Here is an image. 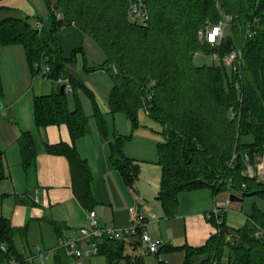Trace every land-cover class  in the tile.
I'll return each instance as SVG.
<instances>
[{
  "label": "trees",
  "instance_id": "16d2710c",
  "mask_svg": "<svg viewBox=\"0 0 264 264\" xmlns=\"http://www.w3.org/2000/svg\"><path fill=\"white\" fill-rule=\"evenodd\" d=\"M45 1L51 18L48 31L38 17L0 18V47L21 45L32 74L43 72L52 82L66 80L72 89V108L68 94L59 90L33 98L36 128L64 124L73 142L86 136L89 117L79 98L81 92L90 102L100 139L108 144L111 165L124 185L133 190L139 165L124 152L131 134L114 132L112 140L108 139V126L93 93L70 69L73 57L62 55L58 30L73 25L105 56L101 65L91 68L84 58L83 67L85 72L104 70L110 76L111 114H124L134 131L143 110L163 128L164 140L157 146L161 176L155 199L166 218L175 216L181 192L209 189L215 196L232 191L243 197L264 198V184L241 176L243 153L253 162L264 146V0H141L148 10L145 23L130 17L131 0ZM219 21H228V26L221 42L211 45L199 33ZM239 32L244 34L238 47L242 63L232 72L222 59L238 49L234 45ZM197 52L217 58L218 64L196 66L193 57ZM44 66L49 72L44 73ZM2 93L0 77V102ZM246 137L252 138L251 143H242ZM17 144L21 165L27 170L35 161L39 140L34 133L23 132ZM44 148L50 155L66 158L73 195L83 209L92 210V172L75 145L58 143ZM3 155L0 148V182L5 178ZM263 218L264 214L255 212L236 230L225 226L224 215L220 224L211 220L217 232L200 247H184L182 264H194L195 256L203 257L199 264H223L224 258L226 264H264V240L253 236L256 226L263 228ZM50 222L57 232L64 227ZM17 234L24 235V230L0 216V264H30L13 246ZM141 246L138 238L127 242L105 239L97 255L104 256L106 264H146L145 257L150 254L136 252ZM172 250L164 245L159 254ZM66 259L64 251L58 252L54 264H67ZM158 264L167 263L158 260Z\"/></svg>",
  "mask_w": 264,
  "mask_h": 264
},
{
  "label": "crops",
  "instance_id": "0c3cea01",
  "mask_svg": "<svg viewBox=\"0 0 264 264\" xmlns=\"http://www.w3.org/2000/svg\"><path fill=\"white\" fill-rule=\"evenodd\" d=\"M0 8V18L6 15L38 17L43 21L44 30L48 31L51 28V18L45 0H1ZM57 34L63 57L66 59L73 57L74 61L69 65L70 69L80 75L85 86L94 95L108 126V139L112 140L111 121L114 125L119 124V131L114 132L131 134L130 141L125 144L124 152L128 158L138 163L139 175L133 190L124 185L119 173L109 161L108 144L100 139L95 121H89V133L74 142L64 124L36 128L33 98L59 90L62 84L51 80L43 81L39 78L32 79V83H30L31 77L28 76V70L26 71L27 63L21 46L0 47V66L2 59L4 60L3 71L8 67V70L14 74L18 69L22 72L24 80L28 81L25 84L27 85L25 91L21 92L19 89L16 98L8 103V107L7 103L5 105L1 100V109L7 107V115L12 118V122H8L9 129H2L0 126V148L4 152L5 170V178L0 182V216L8 218L14 228L24 230V235L17 234L13 238L16 252L30 264H54L55 255L63 251L58 249L60 240L72 236L87 224L86 210L80 206L72 192L68 161L63 156L48 154L44 148V145L66 143L74 144L79 155L86 160L90 167L93 176L91 192L94 204L92 210L99 221L103 225L116 229L128 228L130 226V211L137 207L147 219L146 231L151 239L161 238L163 242L165 241V245L173 247L169 253L176 252L178 254L174 262L180 260L182 263L185 254L184 247H200L212 234L217 232V228L210 220L206 219L205 215L212 210L214 205L224 201L227 194L221 193L215 196L209 189L179 193L175 216L169 221L176 222L175 226L179 227V230L177 233L175 231L173 234H166L164 224L167 222L161 223L163 216L160 204L155 199L159 191L161 176V169L157 163L158 157L153 159L154 162L150 161L155 164V167H151V174L142 175V170L147 166L140 163H148L147 158L141 159L139 154L131 150L135 144L133 141L140 131L131 130L129 133L124 125L126 124L124 115L120 112L111 114L109 96L113 82L110 76L104 70L84 71V58L89 68L101 65L104 60L101 62V58H99L101 56L89 60V56L86 55L88 49H92L94 45L90 43L91 39L88 36L82 35L73 25L59 28ZM34 83H37L36 88ZM29 95L30 97H28ZM81 96L79 95V98L83 109L86 106L91 108L88 99H83ZM68 97L70 99L69 106L72 108L70 93ZM86 114H88V110H86ZM91 118L92 115L89 119ZM23 132L34 133L39 140L35 161L27 170L23 169L21 165L20 148L17 144V140ZM241 203L229 204L228 210L224 213V222L227 228L236 230L246 224L248 217L244 219L242 225L241 223L236 224V218L241 212ZM152 219L160 220L157 222L158 234L152 227L153 225H149ZM50 221L60 222L64 227L57 232ZM236 225L241 226L237 227ZM132 239L135 237L129 240ZM143 250L145 249L141 246V249L136 252ZM172 256L170 255V257ZM202 259V256H195L193 262L199 264ZM66 263L72 264L69 259H66Z\"/></svg>",
  "mask_w": 264,
  "mask_h": 264
},
{
  "label": "rangeland",
  "instance_id": "374dc122",
  "mask_svg": "<svg viewBox=\"0 0 264 264\" xmlns=\"http://www.w3.org/2000/svg\"><path fill=\"white\" fill-rule=\"evenodd\" d=\"M48 30H50V29H48ZM243 36H244V34H243ZM243 36H242V33L239 32V40L234 46H237V48H238L241 45V41H242L241 39H243L242 38ZM90 43L94 46H92V49H90V48H89L90 50L88 49L89 55L87 54L86 56H89V60H93V58L98 57V56H101V57H99V58H101V62L103 60H105V56H104L102 50H100V48L93 41L90 40ZM19 46H21V45H19ZM21 49L24 52V49L22 46H21ZM24 56H25V53H24ZM193 63L198 67H210L213 65H217L218 61H217V58H215L213 56H210V55L206 56L205 54H203L201 52H197L193 57ZM26 65H27L26 71L28 70L27 71L28 76L31 77L30 83H32V79H35V78L42 79L43 81L44 80L49 81V79L43 77V72H41L40 74H37V75L32 74L28 64H26ZM90 65H91V62H90ZM3 66H4V60L2 59V64L0 66V70H1L0 71L1 72L0 77H1V83H2V92H3L2 94H3V96L1 98V100L3 101V104L6 105V103H7L6 106L8 107V103H10L12 100H14L16 98V96L18 94L17 92L19 89H21V92L25 91V88L27 87V85H25V84H26V82L28 83V81L24 80L23 74L20 70L17 69L16 73L13 74L8 70V67H7V69H4V71H3ZM46 81H45V83H47ZM24 85H25V87H24ZM30 86H31V84H30ZM34 86L36 88L37 83H34ZM79 95H82L81 97H83V99L87 100V98L81 92L79 93ZM28 97H30V95ZM7 107H4L3 109L0 110V126L2 129L3 128L9 129V125H10L9 123L12 122V120H11L12 118L9 117V115H7V111H6ZM88 107L89 106H86L85 109H83V110H84L85 115H87V117H91L92 109L88 108ZM86 110H88V114H86ZM122 115H124V114H122ZM123 117L125 118L124 121L126 122V124H124V125H126L128 131L130 133L131 129H132L131 123L126 118L125 115ZM89 121L92 122L95 120H93L91 118V119H89ZM138 123H139V126L136 129H134V131H140V132L137 135V137H135V141H133L135 144L131 147V150H133L135 153L139 154V156H140L139 158H141V159L147 158L148 163H140V164H144L147 166V168L142 170V175H145V174L149 175V174H151L150 173V171L152 169L151 167H155V164L150 163V161L154 162L153 159L158 157L157 146L160 142H163V140H164L163 135H162L163 128L159 122H157L156 120L147 116L143 110H141L139 112ZM114 131H117V132L119 131V124L117 125V123H116V125H114V123L111 121L110 122V132H111L110 134L112 135ZM144 131H147V132L143 133ZM120 134L125 135V136L128 135V134H124V133H120ZM251 141H252V138L246 137V138H243L242 143H251ZM243 154H245V153H243ZM237 155H238V153L236 152L234 156L237 157ZM242 162L244 164H243V169L241 171V176L246 178V179H253V180H255V182L264 184V173H262V172H264V170H262V168L257 170V168L255 166L256 163L254 161L252 162L250 158H249L248 163L246 164L244 161V158L242 157ZM248 165H250L252 172L250 171L248 173V171H247ZM228 181H229V183L230 182L233 183L232 178H229ZM247 187H248V185H247ZM243 189H244V187H243ZM160 209H161V207H160ZM255 212H261L262 214H264V198H261L258 195L246 196L241 203V212L239 213V215L236 218V224L241 223V225H242V223L244 222V219L251 216ZM161 213H162V216L164 219V220L161 219V223H163V221L167 222L166 224H164L165 225L164 230H165L166 234H173L175 231L177 233L179 230V227L175 226L177 223L176 222H169L172 218H166L163 215L162 209H161ZM157 222H160V220L159 219H152L151 222L149 223V225H153L152 227L154 228L155 232H157V234H158V225H157L158 223ZM261 224L263 226L262 230L264 231V218H263V222ZM241 225H236V226L238 227ZM154 240H158V239H154ZM160 240H162V239L160 238ZM127 252L133 253V251L129 248H127ZM224 252L227 256L228 250L225 249ZM170 255H173V256L170 257ZM176 257H178V254L176 252H174V253H169V252L168 253H160L158 255L159 260L163 261L167 264H182V263H180V260L179 261L175 260V262H174V259ZM145 260H146V264H158V259L155 258V256H153V255H147L145 257ZM226 263H227V260L224 258L223 264H226ZM90 264H106V259L104 256L97 255L91 259Z\"/></svg>",
  "mask_w": 264,
  "mask_h": 264
},
{
  "label": "built area",
  "instance_id": "2783aa9c",
  "mask_svg": "<svg viewBox=\"0 0 264 264\" xmlns=\"http://www.w3.org/2000/svg\"><path fill=\"white\" fill-rule=\"evenodd\" d=\"M129 14L131 18L137 19L141 23H145L148 20V10L141 0H131L129 2ZM227 22L228 21H219L216 25L208 26L203 32L199 33L200 37L211 45L219 44L224 37V31L228 26ZM37 26L39 29L42 27L41 24H38ZM222 61L228 69L235 72L242 63L241 49L231 51L222 59ZM43 71L44 73H47L49 72V68L44 66ZM58 83L64 85V93H71L72 89L66 80H59ZM243 158L247 164L250 158L248 154H243ZM234 159L235 156L233 155L230 160V164L233 163ZM253 161L256 163L255 166L257 170L261 168L264 170V146L261 153L255 156ZM247 171L248 173L250 171L252 172L250 165L247 166ZM225 193L227 195L233 193L237 196H241L240 192L229 191ZM229 204L230 202L228 198L217 203L211 211L206 213V219L215 221L216 224H220L221 216L228 210ZM129 217L130 226L128 228L116 229L111 226L103 225L99 221L95 212L93 210H88L86 211V226L80 228L72 236L60 240L58 249L64 251L65 256L72 262V264H88L93 257L97 256L99 245L105 239L127 242L129 239L135 237L139 239L141 245L148 252V254L153 256L158 255L160 249L165 245V243L160 239H151L146 231L147 219L145 215L140 211V209L134 207L131 209ZM253 236L256 239L264 240V231L262 228L256 226Z\"/></svg>",
  "mask_w": 264,
  "mask_h": 264
},
{
  "label": "water",
  "instance_id": "95a60500",
  "mask_svg": "<svg viewBox=\"0 0 264 264\" xmlns=\"http://www.w3.org/2000/svg\"><path fill=\"white\" fill-rule=\"evenodd\" d=\"M59 92L61 94L64 93V85H61L60 86ZM1 108H2V104L0 102V110H1ZM226 196H227L226 198H228V200H229L230 203H241L243 201V196H237V195H235L233 193H230V194H228Z\"/></svg>",
  "mask_w": 264,
  "mask_h": 264
}]
</instances>
